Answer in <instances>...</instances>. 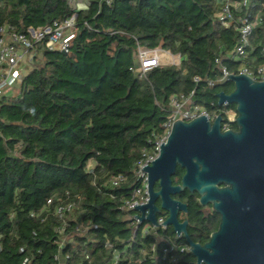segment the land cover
Masks as SVG:
<instances>
[{"label": "trees", "instance_id": "obj_1", "mask_svg": "<svg viewBox=\"0 0 264 264\" xmlns=\"http://www.w3.org/2000/svg\"><path fill=\"white\" fill-rule=\"evenodd\" d=\"M252 2L262 24L247 56L237 58L239 31L218 20L219 0H86L81 8L71 0H0V26L25 31L73 15L78 25L68 52L38 45L22 81L0 99V264L58 263L59 222L45 209L67 192L79 206L68 220L88 226L63 247L67 264H104L112 255L106 240L119 250V264H197L189 250L163 253L158 237L175 238L172 227L131 239L129 212L121 206L140 184L135 168L144 150L164 134L171 95L194 91L198 103L223 114V126V110L236 111L234 103H217L218 92L230 93L234 83L220 80L216 59L234 73L264 62V0ZM139 47L169 50L181 63L160 65L141 78L132 69ZM235 125L231 121L229 128ZM182 172L176 171L174 184ZM118 174L126 181L106 184ZM173 197L187 204L191 238L206 242L219 215L205 210L196 192ZM151 242L154 260L141 259ZM172 256L176 263L169 262Z\"/></svg>", "mask_w": 264, "mask_h": 264}, {"label": "water", "instance_id": "obj_2", "mask_svg": "<svg viewBox=\"0 0 264 264\" xmlns=\"http://www.w3.org/2000/svg\"><path fill=\"white\" fill-rule=\"evenodd\" d=\"M227 80L234 89L218 92L217 103L236 104L237 129H223L221 113L213 121L205 115L173 121L158 155L141 166L149 199L134 205L140 213L134 216L158 225L157 215L166 211L161 223L185 239L197 264H264V80L244 73L227 74ZM178 166L184 173L174 184ZM184 190L198 193L199 203L220 215L204 243L194 241L189 221L178 218L188 207L173 195Z\"/></svg>", "mask_w": 264, "mask_h": 264}, {"label": "built area", "instance_id": "obj_3", "mask_svg": "<svg viewBox=\"0 0 264 264\" xmlns=\"http://www.w3.org/2000/svg\"><path fill=\"white\" fill-rule=\"evenodd\" d=\"M219 4L220 10L217 18L224 26H233L239 31V42L235 48V55L237 58H245L248 53L247 48L250 44V37L256 28L262 24V17L260 15L253 16L252 0H219ZM77 30L78 25L75 15L61 21L55 20L51 24L38 28L28 27L25 31H18L9 23L0 26V99L6 94H10L22 81L26 68L34 63L38 45H43L49 50H58L66 53L70 49L71 42ZM262 51L264 53V47ZM174 56L175 54L169 50H163L160 47H139L137 54L138 63L132 69L139 77L143 78L152 69L172 61ZM216 62L220 65L221 81L226 80L227 74L234 73L229 71L220 59H216ZM238 73L247 74L253 79L264 80V62L254 67L243 65ZM194 80L199 82L201 78L196 76ZM207 82L210 85L214 83L211 79H207ZM169 111V115L163 122L164 134L156 138L150 150H144L143 156L136 165L135 172L140 184L134 189L131 198L127 199L121 206V209L129 212L126 218L131 221L133 228L131 239L138 232L143 236H148L150 234H157L159 230L168 228V226L161 223L167 218L164 214L159 213L157 215L158 225L152 224L148 220L140 221L138 217L134 216V214H140L134 205L147 203L149 199L147 174L141 169V166L151 164V159L158 155L159 143L166 140L173 121L178 119L189 121L200 115H205L213 121L217 114H219L216 112L212 113L206 106L198 103L195 99L194 91L171 95L169 99ZM223 111L227 121L224 126L222 123V127L226 129L229 128V123L235 120L236 116L232 117L231 115L232 113L235 115L236 111L227 109ZM91 168H89L88 163V169ZM126 179L127 176L125 174L112 175L106 184L111 187H116L126 181ZM51 204L52 199L49 200L47 209L45 210L51 212L58 220L59 223L55 226V231L62 239L59 244V253L56 255V259L58 260L57 264H67L68 256H63V247L73 240L75 234L86 232L88 226L82 224L72 226V223L68 220V216L75 213L79 207L78 203L74 199H71L70 192L66 193L65 198L58 197L52 210L49 208ZM31 215L34 216L35 213L33 212ZM71 226L72 228L69 230ZM174 237L165 235L158 237V241L165 243L162 248L165 255L168 256V254L175 250L190 251L186 241L184 244H181L175 240L181 238V235L175 233ZM150 244L149 249L143 248L141 250V259L149 257L150 260H154V254L151 252L155 251L156 242H151ZM105 246L112 250V255L104 264H119L121 256L119 250L114 248L113 243L109 240L105 241ZM84 256L86 259H89V253L87 251H84ZM169 262L176 263V256L169 257Z\"/></svg>", "mask_w": 264, "mask_h": 264}, {"label": "flooded vegetation", "instance_id": "obj_4", "mask_svg": "<svg viewBox=\"0 0 264 264\" xmlns=\"http://www.w3.org/2000/svg\"><path fill=\"white\" fill-rule=\"evenodd\" d=\"M232 129H237V125H235V127L234 128H232ZM182 169L183 170V172H182V175H183V173H184V169L183 168H181L180 166H178L177 167V169H176V171L178 170V169ZM176 171H175V173L172 175V177L174 176V175H176ZM171 177V178H172ZM181 179H182V176H181ZM173 182V181H172ZM179 184V183H178ZM158 188V185L156 184V189ZM175 195V194H174ZM173 195V196H174ZM174 198V197H173ZM157 204H159L160 205V200H157ZM206 209L205 210H208V209H211L212 210V208H211V206L210 205H207V206H204ZM160 213H162V214H164V215H166V217H168V213L166 212V211H164V210H162ZM187 214V212H179V214H178V218H179V220L180 221H184V220H188V219H185L184 217H185V215ZM219 215V214H218ZM219 217H220V215H219ZM184 218V219H183Z\"/></svg>", "mask_w": 264, "mask_h": 264}, {"label": "rangeland", "instance_id": "obj_5", "mask_svg": "<svg viewBox=\"0 0 264 264\" xmlns=\"http://www.w3.org/2000/svg\"><path fill=\"white\" fill-rule=\"evenodd\" d=\"M180 63H181V58H180V56L177 55V54H175L173 60L170 61V62H166L165 65H170V64L179 65ZM28 68H29V66H28L26 69H28ZM16 93H17V90H16ZM231 116L234 117V116H236V114L233 115V113H232ZM93 165H94V162H93V161H90V162H89V168H91Z\"/></svg>", "mask_w": 264, "mask_h": 264}, {"label": "crops", "instance_id": "obj_6", "mask_svg": "<svg viewBox=\"0 0 264 264\" xmlns=\"http://www.w3.org/2000/svg\"><path fill=\"white\" fill-rule=\"evenodd\" d=\"M71 3L74 7H84L86 6V0H71Z\"/></svg>", "mask_w": 264, "mask_h": 264}]
</instances>
